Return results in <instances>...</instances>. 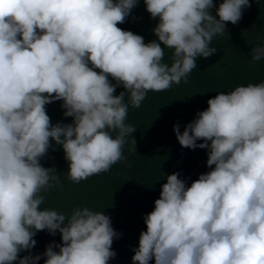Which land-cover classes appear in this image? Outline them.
I'll use <instances>...</instances> for the list:
<instances>
[{"label":"clouds","instance_id":"clouds-1","mask_svg":"<svg viewBox=\"0 0 264 264\" xmlns=\"http://www.w3.org/2000/svg\"><path fill=\"white\" fill-rule=\"evenodd\" d=\"M137 2L0 0V264L17 261L45 229L58 230L62 243L46 247L44 264H108L120 235L109 216L83 207L66 219L41 208L42 190L60 182L54 167L39 162L50 138L63 148L69 180L107 172L135 131L125 123V91L139 107L147 92L187 82L196 58L216 51L213 37L250 6L222 0L217 19L213 0H144L159 18L153 31L161 47L117 26ZM165 47L173 50L170 66ZM251 57L264 58V46ZM117 85L125 89L119 95ZM54 100L72 123L52 125L45 105ZM207 104L183 132L178 123L173 130L182 147L209 149L207 165L215 167L187 187L178 173L167 176L144 216L134 264H264V82L220 92ZM40 258L26 255L19 264Z\"/></svg>","mask_w":264,"mask_h":264},{"label":"trees","instance_id":"trees-1","mask_svg":"<svg viewBox=\"0 0 264 264\" xmlns=\"http://www.w3.org/2000/svg\"><path fill=\"white\" fill-rule=\"evenodd\" d=\"M221 2L213 0L214 7L210 9L217 19L216 8ZM158 22L159 18H152L146 10L144 0H138L125 21L117 26L141 35L146 43L156 40L164 47L153 31ZM254 46H264V0H250V6L242 10V18L236 24L225 23V32L214 36L210 44L216 51L207 58H196L197 66L189 73L187 82L182 79L164 91L147 92L139 107H133L130 93L122 85H117L114 94L125 91L124 102L128 104L125 123L135 128L125 138L124 158L107 172L76 183L67 178L68 162L62 146L50 138L48 152L39 162L45 168L54 167L60 182L42 190L45 199L41 208L56 210L66 219L76 208L102 211L120 234L113 238L111 249L116 255L108 264H134V249L138 248L141 232L146 231L144 216L154 209V201L159 198L167 176L178 173L187 187L200 174L215 167L207 165L209 149L182 147L173 126L178 123L183 132L185 126L197 118L198 112L207 109L208 99L220 92L228 93L236 86L264 82V58L252 60ZM172 52V49L164 48L163 62L169 66ZM109 80L116 84L110 76ZM62 104V100H54L45 105L52 125L72 123V117L64 116ZM111 134L115 138L117 133L113 131ZM201 142L198 140L197 144ZM33 239L35 246L22 250L19 258L40 255L36 264H44L46 257L43 253L50 243H62L58 230L54 235L46 229L36 231ZM53 250L59 251L55 246ZM19 258L13 264H19ZM149 264H155L154 258Z\"/></svg>","mask_w":264,"mask_h":264}]
</instances>
